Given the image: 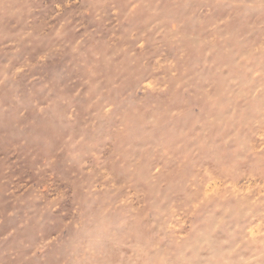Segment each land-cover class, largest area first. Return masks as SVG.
I'll use <instances>...</instances> for the list:
<instances>
[{"label": "rangeland", "instance_id": "rangeland-1", "mask_svg": "<svg viewBox=\"0 0 264 264\" xmlns=\"http://www.w3.org/2000/svg\"><path fill=\"white\" fill-rule=\"evenodd\" d=\"M0 264H264V0H0Z\"/></svg>", "mask_w": 264, "mask_h": 264}]
</instances>
